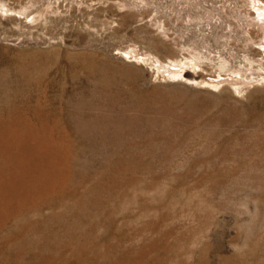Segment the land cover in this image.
<instances>
[{
  "label": "rangeland",
  "instance_id": "rangeland-1",
  "mask_svg": "<svg viewBox=\"0 0 264 264\" xmlns=\"http://www.w3.org/2000/svg\"><path fill=\"white\" fill-rule=\"evenodd\" d=\"M261 14L0 0V264H264Z\"/></svg>",
  "mask_w": 264,
  "mask_h": 264
},
{
  "label": "bare ground",
  "instance_id": "bare-ground-1",
  "mask_svg": "<svg viewBox=\"0 0 264 264\" xmlns=\"http://www.w3.org/2000/svg\"><path fill=\"white\" fill-rule=\"evenodd\" d=\"M254 1H256V0H254ZM253 7V6H252ZM262 15V14H261ZM263 16V18H264V15H262ZM264 38V37H263ZM171 67V69L170 68H168V72L170 73V74H172V76H179V77H181L182 79H187L188 78V76H190V73H188L184 68H182V66L181 65H173L172 64V66H170ZM172 67H177V69H172ZM19 164V163H18ZM137 264V263H136Z\"/></svg>",
  "mask_w": 264,
  "mask_h": 264
}]
</instances>
